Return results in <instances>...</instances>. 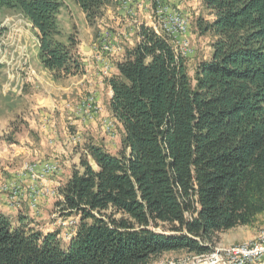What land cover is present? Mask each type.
<instances>
[{
    "label": "trees",
    "instance_id": "obj_1",
    "mask_svg": "<svg viewBox=\"0 0 264 264\" xmlns=\"http://www.w3.org/2000/svg\"><path fill=\"white\" fill-rule=\"evenodd\" d=\"M73 1L90 26L116 7L115 0ZM62 8V0H0V37L3 9L21 13L55 79L84 71L76 39H60ZM201 9L190 29L211 38V54L193 74L173 39L145 24L135 41L121 43L106 103L119 146L108 150L103 136L89 132L53 207L62 219L79 218L75 235L65 244L59 230L0 211V264L200 256L221 234L264 215V0H202Z\"/></svg>",
    "mask_w": 264,
    "mask_h": 264
},
{
    "label": "rangeland",
    "instance_id": "obj_2",
    "mask_svg": "<svg viewBox=\"0 0 264 264\" xmlns=\"http://www.w3.org/2000/svg\"><path fill=\"white\" fill-rule=\"evenodd\" d=\"M119 1H120L119 5H121L126 11H128L131 16L132 15L134 16V6L139 4L140 0H133V2L124 5H123V0H119ZM62 2H63V16H62L63 22L61 23V27H62V36L60 38L61 41L67 43L69 37L72 36L73 38L76 39L78 43V49L81 54L90 53V51L87 52L84 51L85 47L82 48L81 47L82 44L87 45L86 47H88L91 50V48L88 45L89 44L93 45L97 43L99 48L96 46L95 50L99 51V53L95 55V59L98 61H102L104 64L101 70V74L103 78L104 79L105 77L111 78L114 70L113 59L116 58L117 56L119 57L121 52L117 53L113 50L105 51L104 47L109 45L115 47L119 44L121 45V43L123 42H127L131 40V39L127 40L126 38H124L123 34L122 35L111 34V33H117L114 27H110L108 25L109 20L112 18L110 14H108L109 15L108 18L107 11H109L108 9L111 7L108 6L106 14L104 16V21L98 20L94 26H90L83 12L75 4L73 0H62ZM164 3L165 6L169 9V12L171 11L179 12L185 15L186 21L188 25L190 24V26H191L190 20L192 19V17L201 14L202 12L201 9L202 0H164ZM151 5L153 7L152 1H151ZM114 6H116L115 8L118 7L116 2L114 3ZM207 16L208 15H206V17ZM1 18H2V28L4 29V32L0 37V63L1 64L3 63L2 64L3 67L0 72V147L6 146L5 145L6 143L7 144L12 143L17 147L20 146L21 142L26 138L29 128L32 127V130H30L29 135L37 137L38 139L39 136L41 135L40 131L43 132L44 136H47L48 134V141L46 143L49 145V148L52 151V153L55 154L57 157H52L50 160L46 159L35 162H30L31 160L25 161V159L14 162L11 161V163L6 162V164L0 162L4 164L6 167V170L4 171L5 175H9V177L5 178L6 182L1 185L0 197L1 196L4 197V200L7 203L6 205L10 206V209L12 211L14 210L15 207L17 208L19 202L22 201L21 205L25 207L26 211L34 219L37 218L40 221L35 223L34 220H29L28 224L32 223L31 227H37L38 229L43 230L45 232H52L53 230H59L61 237L65 240L64 243L66 244L67 241L70 240L71 235L72 234L75 235L76 231L73 230L74 227H76L77 220H73V225L69 223L66 225H60L58 220L55 223V219L57 218L56 215L58 214H54L53 207L55 201H57L59 197L58 187L61 185L63 181L67 179V177L70 174V171H72V169H74L76 166H79V158L76 157V154L80 151V148L83 145V137L80 135V133H74L77 131H74L71 128H69V130L67 129V133L69 135L67 137L60 136V131H58V138H59L58 141L52 136L54 135L53 111L57 110V108L55 107L51 109V112L44 113L41 117V121L39 122L40 111L38 110V108H36L37 100L35 99L37 95L40 96L41 90L37 88L38 86L35 83H36V79H39L43 81L44 84H46L48 81V77L50 75L42 71V66H40L39 63H36L37 61L35 62L31 61V65H30L29 63L30 57L28 52L26 59L22 61V65H18L15 63V60H11L12 58L11 54H9L8 59L3 57V54H6L5 52H3L4 50L3 38L4 40L7 39L6 35L8 33V30L12 27V24H14L15 22L19 23L21 21L18 27L25 28L26 37H28L34 44L38 39L36 40L34 38V35L32 34V28L27 24L28 20L18 11L3 9ZM129 19H130L129 22H131L132 19L131 18ZM135 22L136 23L131 22L133 24L131 26L127 25L128 26L127 28L133 29V32L135 31L134 29L135 27L138 28L144 24L143 18L142 19L137 18L135 19ZM148 23L150 25L147 26L149 27L153 26V28L156 27V29L159 31H166L168 33L166 29L162 28L164 26L163 21H155L154 10L153 13H151V20ZM132 26L135 27L131 28ZM131 38H132V42L135 41L136 35L133 34ZM170 38L173 39L177 47V50L181 51L182 53L181 47L176 44L175 38H173V36ZM210 41H211L210 37L197 38L193 34L191 29L189 34V40H183V47H189V49H186L185 51L189 52L187 54V57L189 58V63H190L189 65L192 74L196 62H198L201 59L203 60L209 59L211 54ZM30 48H31L30 54L34 55L35 54L34 49L32 47ZM105 59H108V61L107 60L105 61ZM4 70H6L7 74L3 72ZM7 76L9 80L6 86L3 87V84H5ZM18 76L20 77V80L25 79L24 84L21 85L19 81V85L16 86L14 90H12L13 86H11V84L16 83V80H18ZM25 84H27L26 88H24ZM93 94L94 95H88L87 97L89 99H91L92 97L95 99L96 102L95 104L97 109L95 113H93L94 118L91 117L92 119H90L81 115L80 119L83 121V123H87L91 120L92 121L95 120L98 117L99 118L98 133L99 135H101V137L103 136V138H105L106 148L108 150H114L119 146V130L117 129L115 120L114 118H112L111 115L102 114L103 112V111L101 112L102 107L96 101L97 100L96 93ZM88 98L85 99L84 101L88 100ZM82 101L81 103L78 104L79 106H82L84 102ZM74 112H76V108ZM106 118H109L111 120L107 122V126L105 125ZM110 123H112L115 126V129L111 132H108L107 130L110 128ZM20 126H22L24 129L26 127V131L25 133L15 136L14 132ZM33 129H37V130H33ZM77 134H78V139L81 140L80 142H78L75 139V136ZM44 136L41 135L42 138H44ZM1 141L3 143L5 142L6 143L2 144ZM49 161L56 162L58 164L59 166L58 174H56L55 176H51L45 181L41 178H36L33 173L34 172L33 169H32L33 172L31 171V166L35 164L40 165L42 163H46ZM65 165L70 166L71 169H69ZM60 223L63 224L64 222L61 221ZM56 224H58L59 226H57ZM253 227L259 230L257 235L255 236L256 238L260 233L261 229L264 227V215L260 216L256 224L250 227V229L242 228V230L247 232L251 230V228ZM239 231H241V229L231 232V234L228 235H233ZM228 235L224 237L222 244L217 245V247L227 248L228 246L242 245L255 240L254 238L252 240H247L230 245L225 241ZM162 259L169 261H179L178 259H183V261H186L187 259L192 260L190 257L187 258L184 253L168 255Z\"/></svg>",
    "mask_w": 264,
    "mask_h": 264
},
{
    "label": "crops",
    "instance_id": "obj_3",
    "mask_svg": "<svg viewBox=\"0 0 264 264\" xmlns=\"http://www.w3.org/2000/svg\"><path fill=\"white\" fill-rule=\"evenodd\" d=\"M117 4H119V0H115ZM109 11H107V16L109 18V15H111V18L109 20L108 25L110 27H114L116 29L117 33H111L112 35H124V38L132 42L131 36L133 34L136 35L137 27H131L134 28L135 31L133 32V29L127 28L132 23H136L135 19L143 18V23L145 25H150L148 22L151 20V13H153V7L151 5V0H140L139 4L134 6V16L130 15L128 11H126L121 5H118L117 8H109ZM63 16V8L61 10L60 14V22H63L62 19ZM85 16V15H84ZM131 18V22L130 19ZM104 21V19H103ZM21 22V21H20ZM20 22H15L12 24V27L8 30V33L6 35L7 39L4 40V50L6 54H3L4 58H9V54L12 55L11 60H15V63L18 65H22V61L26 59L27 52L29 53V63L31 65V61H37L36 63H39L40 66H42V71L44 73H48L50 76L48 77V81L46 84H44L43 81L36 79V85L37 88L41 90L40 96H36L37 104L36 108L40 111L39 116V122L41 121V117L44 113L51 112V109L53 107L57 108L56 111H53V133L52 135L57 141H58V131H60V136L67 137L69 136L67 133V129L71 128L74 131V133H80V135L83 137V140L85 136L89 135V132H98L99 127V118L97 117L95 120H91L87 123H83V121L80 119V117L74 112L75 108L78 107L79 103L81 101L87 99L88 95H94L93 93H96V101L98 104L102 107V114H108L111 115V113L108 111L106 103L107 100L112 97V91L110 87L108 86V79L110 77L103 78L101 74L102 66H104L102 61H98L95 59V55L99 53V51L95 50V47L98 46L97 43L88 46L91 48L90 53H82V63L84 66V71L82 74H79L77 76L69 77V78H63V79H54L53 74L47 70L45 67H43L40 59H39V42L37 40V30L33 28V25L29 22L27 24L32 28V34L34 35V38L37 40L34 44L28 37H26V30L24 27H18ZM32 25V26H31ZM113 25V26H112ZM129 31V32H128ZM132 31V32H131ZM38 43V45H37ZM120 45V44H119ZM27 46V48H26ZM87 45L82 44V48L86 47ZM32 47L35 51V54H30ZM31 55V56H30ZM117 56L114 58L115 60L120 59ZM109 59V57H108ZM108 59H105V61ZM113 59V60H114ZM110 61V60H109ZM111 63V62H110ZM3 64V63H2ZM24 64V63H23ZM40 68V67H39ZM38 69V67H37ZM115 70V68H114ZM113 70V74H114ZM6 73V70L3 71ZM7 74V73H6ZM37 78V77H36ZM9 78L7 76L5 84H3V87L6 86ZM25 79H21L18 76V80H16V83H12L11 86H13L12 90L15 89L16 86L19 85V81L21 85L24 84ZM13 81V80H12ZM11 83V82H10ZM83 83V84H82ZM25 84L24 88H26ZM30 88V87H28ZM23 91V90H22ZM38 98V99H37ZM82 101V102H83ZM71 107V108H70ZM70 108V109H69ZM37 110V109H36ZM112 116V115H111ZM30 130H32V127L29 128V131L27 133L26 138L21 142L20 146H16L12 143L7 144L5 141L6 146L0 147V162L6 164L11 163L14 161L25 159V161L35 162V161H41L46 159H51L52 157H57L55 154L52 153V151L49 148V145L46 143L48 141V134L47 136H44L43 132L40 131V134L44 136V138L39 136V139L37 137H34L30 134ZM37 130V129H33ZM48 133V132H47ZM116 149V148H115ZM61 152V151H60ZM61 154V153H60ZM76 157L79 158V154H76ZM0 163V188L1 185L6 182L5 178L9 177V175H5L4 171L6 170V167L4 164ZM27 163V162H25ZM69 169L70 166L65 165ZM48 179V178H47ZM46 180V179H45ZM44 180V181H45ZM52 182V181H51ZM1 192V191H0ZM6 201L4 200V197H0V211L4 214H7L12 217V219H17L18 217H31L33 218L23 207L22 201L19 202V205L17 208L15 207L12 211L10 209V206L6 205ZM24 205V204H23ZM34 219V218H33ZM34 222H40L39 219L35 218ZM32 226V224H31ZM30 226V227H31ZM37 228V227H34ZM242 228H249L246 227H239L230 231H227L220 235V242L219 244H222L223 239L226 235L231 234V232H234L236 230L241 229V231L233 234L228 235L227 239L225 240L227 243L236 244L247 240H252L255 238V236L258 233V229L253 227L251 230L245 232L242 230ZM218 244V245H219ZM172 255V254H167ZM165 256V257H166Z\"/></svg>",
    "mask_w": 264,
    "mask_h": 264
},
{
    "label": "built area",
    "instance_id": "obj_4",
    "mask_svg": "<svg viewBox=\"0 0 264 264\" xmlns=\"http://www.w3.org/2000/svg\"><path fill=\"white\" fill-rule=\"evenodd\" d=\"M131 2H133V0H123V5ZM152 4L154 5L155 21H163L164 28L168 30V36H173L175 38L176 44L181 47L182 54L187 56L189 52H186L185 50L189 49V47H183V40H189L190 34V25H186V16L179 12H169V9L165 6L164 0H153ZM104 50H113L117 53L122 52L119 45L115 47L110 45L105 46ZM95 103L96 102L93 97L91 99L88 98V100L83 102L82 106L76 107L75 113L79 117L83 115L86 118L92 119L94 118L93 113H95L97 109ZM106 119L105 125L107 126V122L111 120L109 118ZM75 139L78 142L81 141L78 139V134L75 136ZM31 171L34 173L36 178L45 180L58 174L59 166L56 162L49 161L40 165H32ZM56 217L55 223L58 220L60 225H66L68 223L73 225V220H79L78 217H71L68 219H62L59 215H56ZM61 221L64 223H60ZM56 225L59 226L58 224ZM73 231H77V227H74ZM180 264H264V232L262 233V237L257 248L247 247L242 250L230 251L228 254L211 253V258L205 259L204 261H188L181 262Z\"/></svg>",
    "mask_w": 264,
    "mask_h": 264
},
{
    "label": "bare ground",
    "instance_id": "obj_5",
    "mask_svg": "<svg viewBox=\"0 0 264 264\" xmlns=\"http://www.w3.org/2000/svg\"><path fill=\"white\" fill-rule=\"evenodd\" d=\"M186 25H188L187 21H186ZM153 28V26H152ZM164 28V26L162 27ZM157 34H164V35H168V33L166 31H159L155 28H153ZM165 29V28H164ZM168 31V30H167ZM172 37V36H170ZM174 38V37H173ZM109 51V50H107ZM111 52V51H110ZM113 95V94H112ZM71 108V107H70ZM69 108V109H70ZM115 129V126L110 123V128L107 130L108 132H111ZM264 232V227L261 229L260 233L258 234V236L255 238L254 241L252 242H248V243H245V244H242V245H234V246H228L227 248H220V247H216L214 249L213 252L211 253H217V254H228L230 251H235V250H242V249H245V248H257L259 246V241L262 237V233ZM74 234L71 235V237L73 236ZM211 253L209 254H205V255H200V256H186L187 258L190 257L192 260H188V261H204L205 259H209L211 258ZM177 260V259H176ZM179 261H169V260H165V259H158V261H155L154 264H180L181 262H188L187 260L186 261H183V259H178Z\"/></svg>",
    "mask_w": 264,
    "mask_h": 264
},
{
    "label": "water",
    "instance_id": "obj_6",
    "mask_svg": "<svg viewBox=\"0 0 264 264\" xmlns=\"http://www.w3.org/2000/svg\"><path fill=\"white\" fill-rule=\"evenodd\" d=\"M89 50H90V49H89L88 47H85V48H84V51H85V52H87V51H89Z\"/></svg>",
    "mask_w": 264,
    "mask_h": 264
}]
</instances>
